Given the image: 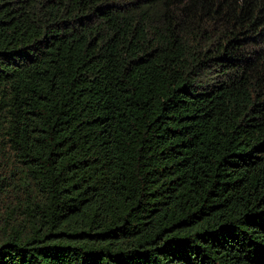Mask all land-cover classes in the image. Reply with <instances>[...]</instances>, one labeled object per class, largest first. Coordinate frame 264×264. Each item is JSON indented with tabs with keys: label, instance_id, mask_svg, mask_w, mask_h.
I'll return each mask as SVG.
<instances>
[{
	"label": "trees",
	"instance_id": "obj_1",
	"mask_svg": "<svg viewBox=\"0 0 264 264\" xmlns=\"http://www.w3.org/2000/svg\"><path fill=\"white\" fill-rule=\"evenodd\" d=\"M0 264H264V0H0Z\"/></svg>",
	"mask_w": 264,
	"mask_h": 264
}]
</instances>
